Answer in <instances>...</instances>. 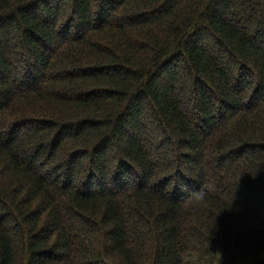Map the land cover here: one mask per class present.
<instances>
[{
	"label": "trees",
	"instance_id": "1",
	"mask_svg": "<svg viewBox=\"0 0 264 264\" xmlns=\"http://www.w3.org/2000/svg\"><path fill=\"white\" fill-rule=\"evenodd\" d=\"M0 264H264V0H0Z\"/></svg>",
	"mask_w": 264,
	"mask_h": 264
}]
</instances>
